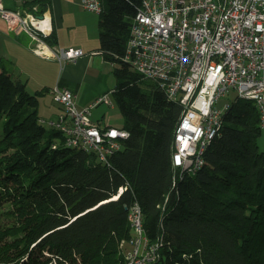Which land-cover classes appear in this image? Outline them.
<instances>
[{"label":"trees","instance_id":"obj_1","mask_svg":"<svg viewBox=\"0 0 264 264\" xmlns=\"http://www.w3.org/2000/svg\"><path fill=\"white\" fill-rule=\"evenodd\" d=\"M141 4L103 0L100 13V51L114 65L113 96L130 133L108 164L48 132L39 92L0 66V264H126L120 247L135 202L149 240H164L159 264H264L260 111L234 100L204 166L181 177L172 157L183 107L124 60Z\"/></svg>","mask_w":264,"mask_h":264},{"label":"built area","instance_id":"obj_2","mask_svg":"<svg viewBox=\"0 0 264 264\" xmlns=\"http://www.w3.org/2000/svg\"><path fill=\"white\" fill-rule=\"evenodd\" d=\"M26 1L32 3L28 10L14 11L0 0V19L16 34L26 33L36 43L32 48L38 56L76 62L83 50L53 49L46 41L51 24L39 11V0ZM80 1L88 11L103 12V0ZM124 60L183 107L173 143L175 170L181 177L184 168L196 166L208 137L220 135L223 108L218 107V101L222 97L235 93L234 101L239 95H256L264 122V0H142L132 20ZM52 93L64 112L56 120L41 122L64 129L65 142L84 139L86 145L97 147L98 159L108 164L130 136L124 128L101 126L91 119L95 107L113 105L111 93L81 109L68 88L56 86ZM227 105L231 103L224 107ZM129 213L134 217L133 244L125 261L160 263L163 238L148 246L140 204L135 202Z\"/></svg>","mask_w":264,"mask_h":264},{"label":"rangeland","instance_id":"obj_3","mask_svg":"<svg viewBox=\"0 0 264 264\" xmlns=\"http://www.w3.org/2000/svg\"><path fill=\"white\" fill-rule=\"evenodd\" d=\"M86 12L88 14L86 15L84 19L86 20V23H85L86 26H82L83 28L81 26H78V30L74 33L73 38L71 34H69L68 32H65L66 34L64 33L65 34L64 42L62 41L60 42L59 45H57L59 50H62V49L68 50L71 45L70 41H73L76 44L78 43L83 49L84 53H86L87 55H90L93 50L96 51L99 48L100 46V39H99L100 13H95L91 11L90 12L86 11ZM81 23L82 22H80V24ZM32 45L33 47H36L35 42L32 43ZM1 57L2 56H0V61H2ZM33 61H35L37 64L31 65L28 68V71L25 69L24 74H21L20 71L12 65V63L6 60H4L3 62L4 64L3 67L12 73L14 79H19L22 82L26 83L27 91L30 94L35 95L37 94V92H39V94H37V98H38V105H39L38 112H39L40 117L44 119V121L46 122H49L52 119L56 120L58 116L64 112V106L61 103L54 101V97L52 93V91L56 88V84L54 85V80L57 75L56 73H57L58 67H56L57 68L56 69L54 66L46 63L45 61L41 59L35 58ZM92 67L94 71L89 73L87 80H84V83L80 86L79 96L81 95L85 96L87 94L96 96V95H99V93H101L105 87H107L106 90H108L107 93L109 92L111 93L110 98L113 101V105L101 104L95 107L91 112V119L93 122L98 123L101 126L111 125V126L121 129L123 128V125H124V119H123V116L119 108L116 105L115 98L113 96L116 85H117V78L113 73L114 66L111 62L103 60L102 55L99 54V55L94 56ZM59 70H60V67H59ZM99 76H102V77L100 78V80H97L95 77L98 78ZM145 81L148 83L153 82L151 80H145ZM48 86L50 88L52 87V91L51 89L48 88ZM70 88L73 90L78 89L76 86H70ZM104 94L96 96V98H94L92 103L98 97ZM234 98H235V93H231L229 95H226L225 97H222L218 101V107L224 108L226 104L232 103ZM76 102L78 101L76 100ZM77 104H79L78 107L80 109L83 107L82 103H77ZM4 120H5L4 117H0V138L4 134L3 133ZM44 125L48 132L53 130V128H51L47 123ZM258 145H259V148L262 151H264V134L258 140ZM120 248L122 252L124 253L126 250L131 248V246L127 243H123V247L121 245Z\"/></svg>","mask_w":264,"mask_h":264},{"label":"crops","instance_id":"obj_4","mask_svg":"<svg viewBox=\"0 0 264 264\" xmlns=\"http://www.w3.org/2000/svg\"><path fill=\"white\" fill-rule=\"evenodd\" d=\"M40 1L47 3V6L43 8L44 11L41 13L46 15V18L51 24L49 34H51V41L54 46H50L55 50H59L57 45H59L62 41L64 42L65 32L71 34L73 38L74 33L78 30V26H86V20L84 19L86 15H88L86 12L88 10L82 7L80 0H39L37 3L39 4ZM3 3L7 9L14 11H25L32 6V3L27 2L26 0H3ZM43 9H40V11ZM80 22L82 23L80 24ZM70 42L71 45L69 49H82L78 43L76 44L73 41ZM32 46V41L26 33L23 32L21 34H16L9 29L4 20L0 19V56H2L0 66H4L3 62L6 60L12 63V65L17 68L21 74H24L25 69L28 71V68L31 65L37 64L33 61L36 58L45 61L55 68L58 67V69L56 68L57 75L54 80V85L56 84V86L59 85L60 87L70 89L76 95V100L78 101L76 103H82L83 107H87L92 104V101L96 98V96L108 92V90H106L107 87H105L99 95L95 96L87 94L85 96H79L80 86L84 83V80H87L89 73L94 71L92 67L94 56L100 54L102 55L103 60H106L100 51V46L96 51L93 50L90 55L84 53V55L76 62L66 63H62L55 57L51 59L40 57L34 53V48H32ZM101 77L102 76L95 78L100 80ZM70 86H76L78 89L73 90ZM48 88L52 91V87L50 88L48 86Z\"/></svg>","mask_w":264,"mask_h":264},{"label":"bare ground","instance_id":"obj_5","mask_svg":"<svg viewBox=\"0 0 264 264\" xmlns=\"http://www.w3.org/2000/svg\"><path fill=\"white\" fill-rule=\"evenodd\" d=\"M238 99H243V100L254 102V104L257 106V108L260 111L261 119H262V111H261L259 103H256V95H239ZM230 107H231V105H227L226 107L223 108L222 116L219 119L218 131H222V128H223L224 123H225L224 122V117H225V114L229 111ZM55 129L59 130L63 134V136L65 138V130L64 129H62V128H55ZM218 135L219 134H211L210 137H208L207 144L206 145H202V147L200 148V155L198 157V161H197L196 166L193 169L184 168V175L185 174H195L196 172H198L204 166V154H205V152L207 150V147L211 143V141L214 138H216V136H218ZM66 145L70 146V147H73V148H78V149H83V150H86V151H89V152H94V153L97 154V147L86 145L84 139H76V142H66ZM172 164H173V167L175 169L174 148H173ZM117 197L118 196H116L115 198H117ZM129 221H130V227H131V238L129 240H125V241H126L127 244L130 245V244H133V230H132V227L134 226V217L132 215H130V213H129ZM143 232H144L145 236L147 237L146 232H145V228H144V222H143ZM156 244H157V241L151 242V240L148 239V246H155ZM121 245L123 247V243H121ZM130 252H131V248L126 250L124 252L125 257H128ZM160 259H162L161 252H160ZM125 262L127 264V261H125ZM153 264H159V263H153Z\"/></svg>","mask_w":264,"mask_h":264},{"label":"water","instance_id":"obj_6","mask_svg":"<svg viewBox=\"0 0 264 264\" xmlns=\"http://www.w3.org/2000/svg\"><path fill=\"white\" fill-rule=\"evenodd\" d=\"M118 198V197H117ZM117 198H114V199H117Z\"/></svg>","mask_w":264,"mask_h":264}]
</instances>
